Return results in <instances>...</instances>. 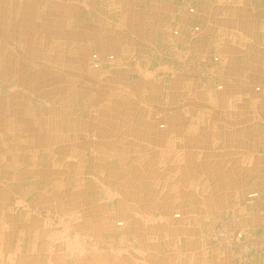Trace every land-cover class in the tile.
Instances as JSON below:
<instances>
[{
	"label": "rangeland",
	"instance_id": "obj_1",
	"mask_svg": "<svg viewBox=\"0 0 264 264\" xmlns=\"http://www.w3.org/2000/svg\"><path fill=\"white\" fill-rule=\"evenodd\" d=\"M128 2L0 0V264H264L260 65Z\"/></svg>",
	"mask_w": 264,
	"mask_h": 264
},
{
	"label": "crops",
	"instance_id": "obj_2",
	"mask_svg": "<svg viewBox=\"0 0 264 264\" xmlns=\"http://www.w3.org/2000/svg\"><path fill=\"white\" fill-rule=\"evenodd\" d=\"M128 3L134 15L142 16L149 23L146 37H162L164 32L167 36L169 28L173 27L187 29L186 21L198 23L204 29L203 36L208 38V44L210 40L214 43L215 39L223 38L229 51L233 49L242 60L244 56L250 64L255 59L253 64L260 65L257 69L263 72L261 79L264 80V0H230L227 3L224 0H130ZM192 5L197 9L194 18L186 14V8ZM185 36L189 34L183 32L182 40ZM196 46L202 49L206 45ZM256 112V117L264 118L263 110ZM261 167L263 171L264 164Z\"/></svg>",
	"mask_w": 264,
	"mask_h": 264
},
{
	"label": "built area",
	"instance_id": "obj_3",
	"mask_svg": "<svg viewBox=\"0 0 264 264\" xmlns=\"http://www.w3.org/2000/svg\"><path fill=\"white\" fill-rule=\"evenodd\" d=\"M190 10V12H193L194 11V9H189ZM195 30H198V28H195ZM262 92H264V90H262ZM255 195H253V194H251L250 195V197H254Z\"/></svg>",
	"mask_w": 264,
	"mask_h": 264
},
{
	"label": "bare ground",
	"instance_id": "obj_4",
	"mask_svg": "<svg viewBox=\"0 0 264 264\" xmlns=\"http://www.w3.org/2000/svg\"><path fill=\"white\" fill-rule=\"evenodd\" d=\"M6 112H7V111H6ZM6 112H5V115H4V117H5V116H6V117H8V116H9V114H7ZM161 127H162V126H161ZM2 160H3L4 162H6V160H7V159L4 157Z\"/></svg>",
	"mask_w": 264,
	"mask_h": 264
}]
</instances>
